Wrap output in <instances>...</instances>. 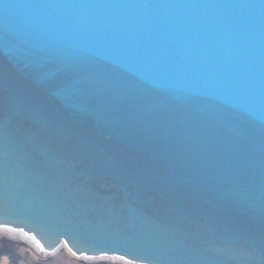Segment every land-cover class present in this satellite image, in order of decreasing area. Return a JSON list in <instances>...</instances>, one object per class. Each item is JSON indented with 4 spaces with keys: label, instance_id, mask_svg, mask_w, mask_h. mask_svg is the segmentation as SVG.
<instances>
[{
    "label": "water",
    "instance_id": "1",
    "mask_svg": "<svg viewBox=\"0 0 264 264\" xmlns=\"http://www.w3.org/2000/svg\"><path fill=\"white\" fill-rule=\"evenodd\" d=\"M0 230L264 264V0H0Z\"/></svg>",
    "mask_w": 264,
    "mask_h": 264
},
{
    "label": "rangeland",
    "instance_id": "2",
    "mask_svg": "<svg viewBox=\"0 0 264 264\" xmlns=\"http://www.w3.org/2000/svg\"><path fill=\"white\" fill-rule=\"evenodd\" d=\"M21 236L19 233L0 230V264H125L107 258L75 257L63 246L54 254L45 255Z\"/></svg>",
    "mask_w": 264,
    "mask_h": 264
},
{
    "label": "bare ground",
    "instance_id": "3",
    "mask_svg": "<svg viewBox=\"0 0 264 264\" xmlns=\"http://www.w3.org/2000/svg\"><path fill=\"white\" fill-rule=\"evenodd\" d=\"M11 232H13V233H17L18 234V232H14V231H11ZM21 237H23V238H25L26 240H28L29 242H32L34 245H35V247L38 249L40 246H39V244H37L34 240H33V238H31L30 236H21ZM43 244H44V250H46L47 251V249H48V242H46V241H44L43 240V242H42ZM63 247H65L67 250H68V248L66 247V246H64V245H62ZM61 246V247H62ZM69 251V250H68ZM70 252V251H69ZM71 253V252H70ZM72 254V253H71ZM74 255V254H73ZM75 256V255H74ZM76 257V256H75ZM80 258L81 257H83V256H79ZM114 260H116V261H120V262H122V263H125V264H127V263H129V262H127L126 260H123V259H114Z\"/></svg>",
    "mask_w": 264,
    "mask_h": 264
}]
</instances>
